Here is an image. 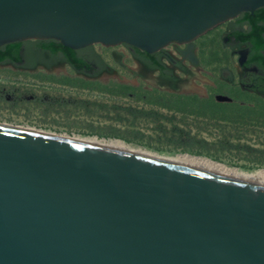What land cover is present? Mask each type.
I'll return each mask as SVG.
<instances>
[{
  "label": "water",
  "instance_id": "obj_1",
  "mask_svg": "<svg viewBox=\"0 0 264 264\" xmlns=\"http://www.w3.org/2000/svg\"><path fill=\"white\" fill-rule=\"evenodd\" d=\"M263 5L0 0V45L174 42L196 64L195 37ZM0 264H264V190L0 124Z\"/></svg>",
  "mask_w": 264,
  "mask_h": 264
},
{
  "label": "rangeland",
  "instance_id": "obj_2",
  "mask_svg": "<svg viewBox=\"0 0 264 264\" xmlns=\"http://www.w3.org/2000/svg\"><path fill=\"white\" fill-rule=\"evenodd\" d=\"M211 31L195 37L198 64L187 65V75L176 73L175 90L140 66L122 43L79 48L89 46L78 53L86 58L91 50L109 66L95 75L47 51L39 59L50 68L0 63V124L117 139L167 157L185 154L245 172L264 170V95L220 76L233 60L209 37ZM181 47L163 46L174 57ZM112 50L122 53L118 61Z\"/></svg>",
  "mask_w": 264,
  "mask_h": 264
},
{
  "label": "flooded vegetation",
  "instance_id": "obj_3",
  "mask_svg": "<svg viewBox=\"0 0 264 264\" xmlns=\"http://www.w3.org/2000/svg\"><path fill=\"white\" fill-rule=\"evenodd\" d=\"M254 25L261 28L257 34L252 33ZM209 30H212L209 37H213V41H217L221 48L226 49L227 57L233 60L231 61L232 69L221 68L220 76L229 83H235L242 90L264 95V18L257 17L254 9L251 12L241 11L233 17L217 23L204 33ZM258 37L262 38V41L261 46L256 48L255 44ZM23 40L26 41L27 39ZM122 44L126 46L130 56L140 66H145L155 72L157 77L167 82L168 88L172 90L176 89V83L179 81L176 73L187 75L189 72L187 65L196 67L198 64L195 38L193 39L192 51L197 58L196 64H191L186 58L182 57L178 52L179 48H177L178 57L171 56L163 47L152 52H147L155 55L164 64V71H160L158 67L152 66L145 56L134 54L133 49L135 47H130L125 43ZM169 44L173 47L177 45L174 42H170ZM183 46L184 44H182ZM203 47H207V45ZM41 52H45V50L31 47L22 52L21 48L20 54L22 56L18 60L19 63H16L20 64L23 68H27L23 65L25 59H34L37 62L36 66L50 68L51 64L45 66L46 62L39 59ZM118 52L122 55L120 51ZM163 59H166L168 63L164 62ZM85 61L88 67L83 68V71L89 72L91 75L97 74L103 69V66L109 69V66L105 64L101 67L94 56L86 57Z\"/></svg>",
  "mask_w": 264,
  "mask_h": 264
},
{
  "label": "bare ground",
  "instance_id": "obj_4",
  "mask_svg": "<svg viewBox=\"0 0 264 264\" xmlns=\"http://www.w3.org/2000/svg\"><path fill=\"white\" fill-rule=\"evenodd\" d=\"M16 129L152 160L264 190V170L245 172L236 168L225 167L222 164L216 163L204 157H195L185 154L167 157L144 149L134 148L117 139H98L96 137H83L76 135L70 136L67 134L58 135L52 132L40 131L30 127H18Z\"/></svg>",
  "mask_w": 264,
  "mask_h": 264
},
{
  "label": "trees",
  "instance_id": "obj_5",
  "mask_svg": "<svg viewBox=\"0 0 264 264\" xmlns=\"http://www.w3.org/2000/svg\"><path fill=\"white\" fill-rule=\"evenodd\" d=\"M255 14L257 17L264 18V5L258 6L255 9ZM260 27H257L256 25L253 26L252 33L257 34L260 30ZM255 47L258 48L261 46L262 38L258 37L256 40ZM28 45V46H27ZM39 48L40 50H45L49 53V55H56L59 54L63 61L67 63L71 68L77 71H83V68L88 67L87 62L85 61V57L78 53L79 50H86L89 46L86 48H69L67 46H64L60 44L59 41L52 39V38H46V39H36L34 44H29L24 40H16L12 42L3 43L0 45V63L4 62H10L12 64H15L18 60L21 58L20 49L22 48V52L26 51L29 48ZM133 53L136 55H143L146 57L148 62L152 66H156L160 69V71H164L165 66L163 63H161L158 58L153 55L152 53H147L143 50H139L138 48L133 49ZM89 55L94 56L97 60V62L102 67V61L101 58L94 54L91 50H89ZM36 61L33 59H25V62L23 65L27 68H35L36 67ZM45 66H48V63L45 64Z\"/></svg>",
  "mask_w": 264,
  "mask_h": 264
}]
</instances>
